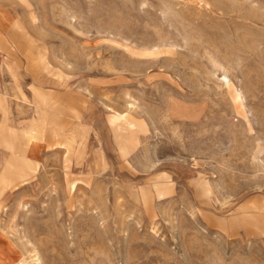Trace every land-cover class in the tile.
Here are the masks:
<instances>
[{"label": "rangeland", "instance_id": "obj_1", "mask_svg": "<svg viewBox=\"0 0 264 264\" xmlns=\"http://www.w3.org/2000/svg\"><path fill=\"white\" fill-rule=\"evenodd\" d=\"M0 13V264H264V0Z\"/></svg>", "mask_w": 264, "mask_h": 264}, {"label": "crops", "instance_id": "obj_2", "mask_svg": "<svg viewBox=\"0 0 264 264\" xmlns=\"http://www.w3.org/2000/svg\"><path fill=\"white\" fill-rule=\"evenodd\" d=\"M0 20H1V23L2 24L7 25V26H9L12 23L11 19L8 18L7 15L6 14H3V13H0ZM3 39L5 41L11 43V38L9 37V33H7L6 36L3 37ZM15 48H16L15 46H10V47H7L6 50L8 49L12 53ZM5 65L8 67V70L12 74L13 79L15 78V80H14L15 81V84L16 83H21L19 81V79H20V73L17 70H14V66H17V65H14L13 66L7 60L5 61ZM18 77H19V79L17 80ZM34 85L35 84H33L32 86H34Z\"/></svg>", "mask_w": 264, "mask_h": 264}]
</instances>
